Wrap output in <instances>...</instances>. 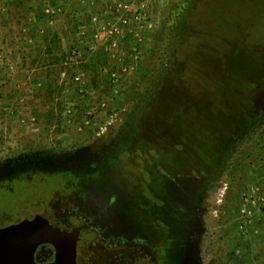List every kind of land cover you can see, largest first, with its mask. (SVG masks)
<instances>
[{
	"label": "rangeland",
	"instance_id": "1",
	"mask_svg": "<svg viewBox=\"0 0 264 264\" xmlns=\"http://www.w3.org/2000/svg\"><path fill=\"white\" fill-rule=\"evenodd\" d=\"M259 3L0 0V179L29 169L72 174L66 191L50 178L0 183V225L28 220L38 233L70 232L76 264H264L262 80L246 84L245 126L215 131L214 165L194 164L177 179L163 166L143 173L142 149H117L154 136V108L165 97L181 92L210 106L225 93L214 65L223 39L264 54ZM194 47L208 51L206 68L192 61L191 82L179 86ZM208 107L192 131L223 114ZM155 197L170 200L164 207Z\"/></svg>",
	"mask_w": 264,
	"mask_h": 264
},
{
	"label": "trees",
	"instance_id": "2",
	"mask_svg": "<svg viewBox=\"0 0 264 264\" xmlns=\"http://www.w3.org/2000/svg\"><path fill=\"white\" fill-rule=\"evenodd\" d=\"M185 5L186 4H184L183 7H185ZM260 7L262 10L264 9V0H261V3H259V8ZM262 14L263 13H261V15ZM203 37L204 38L202 39L205 41L206 33H204ZM202 39L199 41L201 42L200 45L204 42ZM224 40L225 39H223L222 42L224 44L221 50V55L215 58L214 65L215 68H217L216 72L219 73V77H224L228 83L226 84L225 93L219 99L216 97L213 104L210 106L208 105V107L206 106L207 104L202 101L195 102L193 98H185L181 92H178V88L175 87L174 91L178 92V98L175 100H169V98L165 97L161 103L154 108L155 116L153 118V124L151 125V131L154 132V136L150 135L145 140L136 141L135 145H123L117 147V149L122 151L123 155L129 154V151L132 149H142V153L146 159L145 167L142 165L143 173H148V171L152 172L155 168L159 173L163 166V169L168 173V177L179 176L177 177L178 179L180 176H187L189 172L197 169L194 164H204L207 166L214 165L219 156L217 147H215L216 145H213L215 140L214 136L216 134L215 131H218V129L223 130L227 127L242 126L243 124L245 126L247 113L250 111L251 107V101L245 92L246 84L251 77L259 78L264 82V54L263 52L258 53L259 50L257 49L253 50L248 44H246L245 49H242L240 47L242 43L233 41V38L231 40L228 39L229 41H226L227 39ZM204 51L205 50H197V47L192 48L191 58L187 60L188 63L186 62L184 64L185 66L181 70L179 75L180 79L177 84L182 83V85H185L188 84V82H191L189 74H192L190 72L192 61L195 62V65H202L206 68L208 51ZM244 61L248 62L249 65L247 71L241 73L240 70L242 67H240V65H242ZM214 65L212 63L209 68H214ZM255 70L258 72L256 73ZM180 89L184 90L185 86H182ZM137 96L136 92H134L130 99H134ZM201 105L203 108L211 107L213 112L217 114L219 112H222L223 114H219L218 119H216L217 122L212 119V127L206 128L204 126V123L209 124L211 119H205L203 122H200L201 126H204L203 129L205 131L194 132L190 129V126H198V113L203 112L199 109L201 108ZM160 122L161 125H159ZM158 125L161 127L160 129ZM165 128H167V130ZM210 128H212V130L208 131ZM194 139L197 140L195 141ZM115 156L113 158H115ZM198 157L201 159L200 162L197 161ZM187 158H193V160H191L192 162L186 160ZM40 178L56 179L63 184L61 188L59 187L54 190L66 191L70 190L72 186L68 181V179L72 178V174L68 170L48 171L29 169L24 172L13 173L6 178H1L0 183H8L10 185L13 182H26L31 184V182H38ZM93 188L98 189L99 187L94 185ZM100 190L101 189H99L98 194L102 199L106 200L107 193L101 194L103 191L101 190V192ZM151 196L153 197L154 195ZM154 200L157 201V197H155ZM158 200L159 202H157L159 205H161V203L164 205V203L169 202L170 199L165 200L160 198ZM140 216L143 217L144 221V216ZM10 223L13 222L9 221L0 226ZM43 246L46 245H42V247Z\"/></svg>",
	"mask_w": 264,
	"mask_h": 264
},
{
	"label": "water",
	"instance_id": "3",
	"mask_svg": "<svg viewBox=\"0 0 264 264\" xmlns=\"http://www.w3.org/2000/svg\"><path fill=\"white\" fill-rule=\"evenodd\" d=\"M69 235L70 232L54 230L35 232L28 220L0 226V264H76L72 250L77 236ZM42 244H50L54 249L49 262L39 263L34 258Z\"/></svg>",
	"mask_w": 264,
	"mask_h": 264
},
{
	"label": "flooded vegetation",
	"instance_id": "4",
	"mask_svg": "<svg viewBox=\"0 0 264 264\" xmlns=\"http://www.w3.org/2000/svg\"><path fill=\"white\" fill-rule=\"evenodd\" d=\"M54 230V229H53ZM53 230H52V228H49L46 232H53ZM55 231V230H54ZM45 232V233H46ZM57 232H62V231H57ZM42 245H48V244H42ZM42 245H40L38 248H37V250H36V252H37V254H36V256H38V254H39V256H41L42 257V259H38V261L37 262H39V263H45V262H49V261H51L52 260V258H53V253H54V249H53V247H52V253H43V251H44V248H41L42 247ZM39 252H42L41 254H43V255H41Z\"/></svg>",
	"mask_w": 264,
	"mask_h": 264
},
{
	"label": "built area",
	"instance_id": "5",
	"mask_svg": "<svg viewBox=\"0 0 264 264\" xmlns=\"http://www.w3.org/2000/svg\"><path fill=\"white\" fill-rule=\"evenodd\" d=\"M119 6L121 7L120 10H123V11H125V10L127 11L128 10V3L127 2L126 3H122ZM120 17H121V21L124 22V23H126V22H128L130 20V16H128V14H126V13L120 14Z\"/></svg>",
	"mask_w": 264,
	"mask_h": 264
}]
</instances>
